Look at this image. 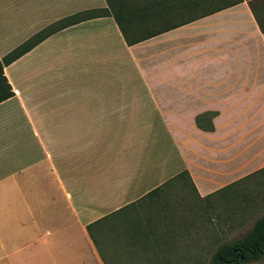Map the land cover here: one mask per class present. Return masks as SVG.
I'll return each mask as SVG.
<instances>
[{
	"label": "crops",
	"instance_id": "0c3cea01",
	"mask_svg": "<svg viewBox=\"0 0 264 264\" xmlns=\"http://www.w3.org/2000/svg\"><path fill=\"white\" fill-rule=\"evenodd\" d=\"M106 0H0V60ZM0 264L181 252L176 205L264 169V32L250 0H129L3 66ZM211 127V128H210ZM187 172L191 186L182 185Z\"/></svg>",
	"mask_w": 264,
	"mask_h": 264
},
{
	"label": "rangeland",
	"instance_id": "374dc122",
	"mask_svg": "<svg viewBox=\"0 0 264 264\" xmlns=\"http://www.w3.org/2000/svg\"><path fill=\"white\" fill-rule=\"evenodd\" d=\"M264 18V11L260 10ZM184 204L176 205L185 222L181 252H101L106 264H210L217 248L241 239L264 215V171L205 200L193 198L190 187ZM234 264V262L230 263ZM237 264H264V254Z\"/></svg>",
	"mask_w": 264,
	"mask_h": 264
},
{
	"label": "trees",
	"instance_id": "16d2710c",
	"mask_svg": "<svg viewBox=\"0 0 264 264\" xmlns=\"http://www.w3.org/2000/svg\"><path fill=\"white\" fill-rule=\"evenodd\" d=\"M241 1V0H238ZM129 0H106L107 6L104 8H95L85 10L80 13H75L72 16L66 17L62 20L56 21L55 23L47 26L38 33L34 34L23 44L19 45L7 55H5L0 60V101H3L14 95L11 85L7 82L6 77L3 73V66L10 64L16 58L30 50L41 40L51 35L55 31L62 29L68 25L77 23L81 20L110 15L113 16L117 24L122 27V19L124 17V8ZM251 9L257 19L259 27L264 32V18L260 15V10L264 11V0H250ZM211 128V127H210ZM264 171V169L260 170ZM258 171V172H260ZM182 179V185L191 186L187 180V172H181L179 174ZM223 190L221 192H226ZM219 192V193H221ZM217 193V194H219ZM216 195V194H215ZM214 196V195H212ZM211 196L202 198L205 200ZM264 254V215L257 218L249 229V231L239 240L231 243L225 244L217 248L216 252L213 255L212 261L210 264H230L235 257H239V260H236L237 263L241 261H250L257 259ZM243 255V259L240 260V256Z\"/></svg>",
	"mask_w": 264,
	"mask_h": 264
},
{
	"label": "flooded vegetation",
	"instance_id": "af4514ba",
	"mask_svg": "<svg viewBox=\"0 0 264 264\" xmlns=\"http://www.w3.org/2000/svg\"><path fill=\"white\" fill-rule=\"evenodd\" d=\"M236 260H239V257L237 256V257H235L234 259H232L231 261H233L234 262V264H237V261Z\"/></svg>",
	"mask_w": 264,
	"mask_h": 264
},
{
	"label": "water",
	"instance_id": "95a60500",
	"mask_svg": "<svg viewBox=\"0 0 264 264\" xmlns=\"http://www.w3.org/2000/svg\"><path fill=\"white\" fill-rule=\"evenodd\" d=\"M242 259H243V255L240 256V260H242Z\"/></svg>",
	"mask_w": 264,
	"mask_h": 264
}]
</instances>
